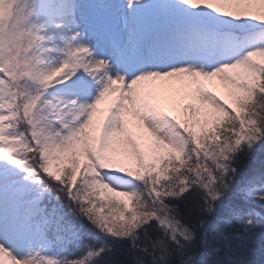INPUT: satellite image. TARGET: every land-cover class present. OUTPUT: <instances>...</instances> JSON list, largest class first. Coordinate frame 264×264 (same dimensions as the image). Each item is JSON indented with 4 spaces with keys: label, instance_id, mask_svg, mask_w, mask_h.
Listing matches in <instances>:
<instances>
[{
    "label": "snow or ice",
    "instance_id": "snow-or-ice-1",
    "mask_svg": "<svg viewBox=\"0 0 264 264\" xmlns=\"http://www.w3.org/2000/svg\"><path fill=\"white\" fill-rule=\"evenodd\" d=\"M0 264H264V0H0Z\"/></svg>",
    "mask_w": 264,
    "mask_h": 264
},
{
    "label": "rangeland",
    "instance_id": "rangeland-1",
    "mask_svg": "<svg viewBox=\"0 0 264 264\" xmlns=\"http://www.w3.org/2000/svg\"><path fill=\"white\" fill-rule=\"evenodd\" d=\"M220 93H223V89L220 88V89H217Z\"/></svg>",
    "mask_w": 264,
    "mask_h": 264
}]
</instances>
